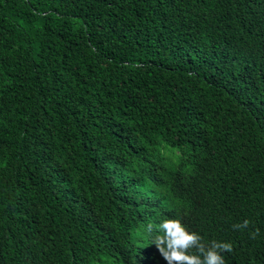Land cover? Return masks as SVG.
<instances>
[{"label": "trees", "instance_id": "trees-1", "mask_svg": "<svg viewBox=\"0 0 264 264\" xmlns=\"http://www.w3.org/2000/svg\"><path fill=\"white\" fill-rule=\"evenodd\" d=\"M167 218L264 264V0H0V264H167Z\"/></svg>", "mask_w": 264, "mask_h": 264}, {"label": "clouds", "instance_id": "clouds-1", "mask_svg": "<svg viewBox=\"0 0 264 264\" xmlns=\"http://www.w3.org/2000/svg\"><path fill=\"white\" fill-rule=\"evenodd\" d=\"M250 224L251 221L245 219L243 223L233 224L232 227L234 230H244ZM148 230L158 233L152 244H155L167 264H225L223 253L233 251L231 243L215 239L205 241L200 234L189 231L180 219H164L155 229L149 225ZM259 235L258 227L249 231L251 239H256Z\"/></svg>", "mask_w": 264, "mask_h": 264}]
</instances>
